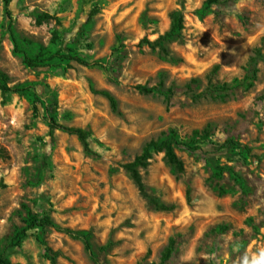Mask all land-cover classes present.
<instances>
[{
    "label": "rangeland",
    "instance_id": "rangeland-1",
    "mask_svg": "<svg viewBox=\"0 0 264 264\" xmlns=\"http://www.w3.org/2000/svg\"><path fill=\"white\" fill-rule=\"evenodd\" d=\"M206 1L0 0V72L33 87L0 91V256L51 264L39 235L61 253L57 264H160L171 240L165 264H264V0H219L201 16ZM174 12L184 30L167 54L142 43L165 34ZM13 36L33 57L72 50L99 65L29 67ZM94 90H109L121 114ZM52 118L90 132L99 155L70 133L52 137ZM174 130L208 136L197 151L176 148L183 172L154 154L142 194L122 166ZM229 139L251 154L211 144ZM30 214L90 231L98 261L52 228L17 244Z\"/></svg>",
    "mask_w": 264,
    "mask_h": 264
},
{
    "label": "trees",
    "instance_id": "trees-1",
    "mask_svg": "<svg viewBox=\"0 0 264 264\" xmlns=\"http://www.w3.org/2000/svg\"><path fill=\"white\" fill-rule=\"evenodd\" d=\"M6 6H9V0H4ZM219 0H207L206 6L204 10H201L199 13L201 16H203L207 10L211 7V5L217 3ZM10 19L12 20V17L10 16ZM184 30V17L180 12H174L171 14V27L170 29L163 35L159 36L158 39L155 41H150L148 39H144L142 43H145L147 47H150L152 50H161L165 54H167V50L165 48V44L174 40H177L181 38L182 32ZM15 48L18 53H21L24 57V63L29 67H40V66H46L51 64L52 61L59 60L61 62H70V61H76L83 65H89V66H96L99 65V62H93L89 63L85 59L79 57L78 55L74 54L72 50H70L69 53H64L60 51H48L41 56L33 57L26 51L19 50V44L16 40V38L13 36ZM137 90L144 94H154L157 92V87H148L144 85H138ZM33 87L30 84L22 85V86H14L11 87L8 84V77L0 72V91L3 93H25L30 90H32ZM96 93H100L104 95L110 102L111 108L113 112L117 114H121L119 110V105L117 99L108 91L101 90L97 91L94 90ZM38 110L37 107H35V113L37 114ZM50 135L53 137L55 132L60 130L70 133L71 135L77 136V138L82 143L85 153L88 155H99L92 147L90 143V132L86 131L83 128L78 127H70L65 126L63 124H60L57 122L56 119L52 118L50 123ZM208 136V132H200L195 131L193 136L191 138L182 139L180 138L179 134L176 130L172 131L169 135H166L165 137H161L157 140H152L149 143L146 144V146L143 148L142 153L138 155L132 162H128L123 164L122 168L131 176L132 180L138 187L139 191L144 194V183L141 175V169L145 168V166L149 165V162L153 158V155L156 153H163L164 158L170 166L176 170L177 172H183L184 171V163L179 158L176 152V148H185L191 152L197 151L200 149V143H202L204 140H206ZM216 151H229V150H240L241 147L245 148V151L247 154H251L252 149L248 146H242L239 141H236L234 139H229L225 141L222 144H213ZM1 153V151H0ZM259 159H261V156H259ZM217 176L221 177L222 172H218ZM6 183L3 180H0V189L5 188ZM155 206L158 209L162 210H168L169 207L164 204H158L154 202ZM48 228L55 229L59 232L65 233L68 235V237H71L75 240H80L86 249V251L89 253L91 259L93 261H98V255L94 249L93 242H92V233L90 231L85 230H75L68 227H61L57 225L50 214L45 215L43 217L30 214L27 220V226L23 228L21 231H19L16 236V242L17 244H20L25 238L28 237V233L30 231L36 230V231H42L45 232ZM37 240L39 243H41L44 246L45 250V256L50 260L51 264H57L58 258L61 256V253L59 251H54L48 243L45 241V239L42 236H37ZM108 249V246H103L100 248L101 251H106ZM175 250V241L171 240L167 248L165 249L160 264L167 263L170 258L172 257ZM0 264H11L7 259H5L3 256H0Z\"/></svg>",
    "mask_w": 264,
    "mask_h": 264
}]
</instances>
